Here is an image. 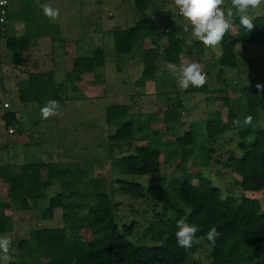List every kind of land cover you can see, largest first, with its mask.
Returning a JSON list of instances; mask_svg holds the SVG:
<instances>
[{
    "label": "trees",
    "instance_id": "1",
    "mask_svg": "<svg viewBox=\"0 0 264 264\" xmlns=\"http://www.w3.org/2000/svg\"><path fill=\"white\" fill-rule=\"evenodd\" d=\"M151 2L135 0L134 7L138 12H146ZM24 12H27L26 8L16 13L9 10L10 21L28 24ZM235 23L237 25L226 32L219 45L221 51L215 66L236 69L246 62L236 56L238 45H264V17L253 18L251 32L238 25V17ZM176 29L184 30L179 26ZM113 39L114 50L120 56L131 54L138 47L131 58H138L141 64L139 76L142 84L157 83L158 61L178 64L186 46L178 36L161 34L156 22L149 18L115 31ZM145 39L150 40V48L142 47ZM31 41L29 35L6 38L5 47L16 66H21V54L29 49ZM164 41L166 45L162 47ZM192 45L189 54H204V43L196 41ZM104 63L105 55L97 48L91 57L74 60L65 81L74 86L81 76L94 73ZM52 77L51 73L29 74L26 82L18 84L19 102L42 104L50 100L60 101L62 90L57 89ZM180 91L189 95L213 93L223 96L214 101L221 103L225 116L218 111L209 113L205 122L191 124L188 132L176 134L175 139L169 142L149 128L150 121L155 120L159 113L150 115L148 121H142L130 114L124 105H109L105 110L106 124L116 127L115 134L108 138V145L122 150L117 167L119 178L113 185L122 195L150 199L162 211L140 235L136 234L135 224L119 226L116 223L115 189L107 191L106 180L105 183L94 180L91 194L77 195V192L70 191L72 184L66 182L67 171L59 170L56 164H23L17 173L8 165L0 166V181L8 187L11 211L40 209L41 220L47 221L52 220L59 210L63 224L57 228L36 229L28 241H19L14 245L17 256L11 264H189L192 247H179L175 238L177 221L181 219L198 227L196 239L207 241L212 264H264V129L260 126L264 101L261 93L255 86H244L235 91L237 97L232 98L224 89L210 90L207 83L203 87L189 85ZM181 105L177 99L174 105L165 107L162 115L167 126L180 122ZM248 116L252 117L250 124L245 123ZM1 119L6 130H11L18 123L13 112H3ZM230 136H233L236 148L221 164L222 168L239 179L243 194H262L260 200L245 195L241 200L223 197L207 176L215 154V142ZM143 142L145 145H137ZM162 155L166 162L178 158L180 167L178 179L167 189L160 185L145 188L142 184L124 180L126 177L158 174ZM189 161H192L191 169L186 168ZM43 169L47 170L44 179ZM53 182L60 184L63 191L47 199L46 190ZM10 220L0 212V236L12 231ZM212 227L219 234L214 245L206 238ZM83 229L89 230L91 239L79 234ZM149 242L155 245L148 246ZM42 256L47 261L40 263L37 259Z\"/></svg>",
    "mask_w": 264,
    "mask_h": 264
},
{
    "label": "rangeland",
    "instance_id": "2",
    "mask_svg": "<svg viewBox=\"0 0 264 264\" xmlns=\"http://www.w3.org/2000/svg\"><path fill=\"white\" fill-rule=\"evenodd\" d=\"M11 10L16 13L25 9L28 24L12 21L11 26L0 40V166L8 165L14 173L19 166L28 163L56 164L59 170H66V182L72 184L70 191L78 194H91L93 181L102 180L106 190L113 193L116 223L119 226L135 224V231L140 235L148 225L161 214L159 205L150 199H136L122 195L113 183L119 178L117 173L119 156L122 152L109 144V136L116 132V127L108 126L105 110L109 105H124L130 114L142 121H148L150 115L159 113L150 122V130L158 132L165 141H173L176 134L188 132L191 124L205 122L209 113L225 109L215 99L223 98L219 94L189 95L180 91L184 87L179 83L183 68L192 62H199L206 73L210 90L224 89L232 98L235 91L244 86L264 85V45L243 43L236 47V56L245 60L236 69L215 66L220 55V46L214 48L204 45L202 56L189 54L193 43L190 31L176 29L183 27L185 21L179 16L175 0H152L146 12H138L135 0H10ZM226 12H235L231 0H224ZM50 6L59 10L56 18L46 17L42 8ZM41 10V12H40ZM252 18L264 17V5L250 9ZM153 19L161 34L178 36L184 40V53L178 64H167L162 60L157 63V83L142 84L140 79L141 64L138 58H131L138 47L127 55H118L114 50L113 33L131 27L136 21ZM29 20V21H28ZM37 34L40 36L37 37ZM231 34H235L231 31ZM29 35L31 46L21 54V66L15 65L5 47L7 37ZM144 48H150V40L145 39ZM166 42L162 43L165 47ZM99 48L105 55L104 66L94 73L83 75L74 86L65 81L72 70V64L78 57H91ZM117 68H120L118 71ZM31 73H51L57 89L61 91L57 115L44 119L41 115L42 104H23L18 100V84L26 82ZM264 101V90H259ZM177 99L182 102L180 122L167 126L162 113L165 107H171ZM3 112H13L18 123L11 130H6L1 116ZM260 126L264 129V109L260 113ZM18 131V133H17ZM137 144V143H136ZM135 144V145H136ZM137 145H145V142ZM236 148L233 136L220 138L214 144L215 154L207 176L222 196L233 199H261L262 194H243L239 179L222 163ZM161 168L158 174L140 177H126L124 180L142 184L145 188L160 185L167 187L178 179L180 167L178 158L166 162L161 156ZM192 161L186 168L191 169ZM47 170H42L46 177ZM196 184V182H195ZM63 189L53 182L46 190L47 199L56 196ZM0 212L10 217L12 231L1 235L12 240L10 254L16 259L14 245L19 241L29 240L30 234L40 228L62 227L61 212L56 211L52 220L42 221L40 209L27 212L11 211L8 187L0 181ZM79 234L91 239L89 230ZM154 246L153 243H147ZM189 255V264H212L211 249L207 241L195 239ZM46 262L45 257L37 259Z\"/></svg>",
    "mask_w": 264,
    "mask_h": 264
},
{
    "label": "clouds",
    "instance_id": "3",
    "mask_svg": "<svg viewBox=\"0 0 264 264\" xmlns=\"http://www.w3.org/2000/svg\"><path fill=\"white\" fill-rule=\"evenodd\" d=\"M178 14L184 21V31L189 32L191 37L214 48L218 47L226 32L236 26V18L239 19V26L248 32L254 28L253 18L249 15L250 9H256L264 5V0H231V7L235 12L227 11L224 0H175ZM42 12L46 17L56 18L59 10L50 6H44ZM179 83L187 88L189 85L203 87L207 83L206 73L199 62H192L183 68ZM258 90H264V85H257ZM58 102L50 100L41 108V115L44 119L57 115ZM252 117L245 119L246 124H250ZM239 123V121H236ZM198 227L189 224L187 220L177 221V231L175 233L176 243L179 247L191 248L193 241L197 238ZM218 232L212 227L206 238L211 244H215ZM12 240L6 236H0V264H11L12 256L9 255Z\"/></svg>",
    "mask_w": 264,
    "mask_h": 264
},
{
    "label": "built area",
    "instance_id": "4",
    "mask_svg": "<svg viewBox=\"0 0 264 264\" xmlns=\"http://www.w3.org/2000/svg\"><path fill=\"white\" fill-rule=\"evenodd\" d=\"M11 7V1L10 0H0V39L3 36V34L8 31L7 27L11 25L10 19H9V9Z\"/></svg>",
    "mask_w": 264,
    "mask_h": 264
},
{
    "label": "crops",
    "instance_id": "5",
    "mask_svg": "<svg viewBox=\"0 0 264 264\" xmlns=\"http://www.w3.org/2000/svg\"><path fill=\"white\" fill-rule=\"evenodd\" d=\"M147 83V82H146Z\"/></svg>",
    "mask_w": 264,
    "mask_h": 264
}]
</instances>
